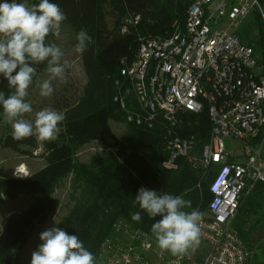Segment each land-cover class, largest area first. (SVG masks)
Listing matches in <instances>:
<instances>
[{"label":"trees","instance_id":"trees-1","mask_svg":"<svg viewBox=\"0 0 264 264\" xmlns=\"http://www.w3.org/2000/svg\"><path fill=\"white\" fill-rule=\"evenodd\" d=\"M195 1L50 0L66 16L60 29L70 33L71 47L75 48L81 30L91 38L87 50L77 53L86 81L79 93L62 90L53 96L49 108L65 116L55 140L42 144L34 137L14 141L11 133L0 139L1 148L13 151H20L21 147L36 151L41 147L46 162L40 171L24 180L15 179L11 169L0 168V197L12 201L25 194L31 201L26 211L8 218L1 229L0 264H17L16 249L24 246L37 225H43L57 210L59 201L52 196L66 179L73 205L55 227L77 235L94 257L101 244L113 236L117 223L152 235L151 226L161 217L149 218L138 204L133 206L141 187L190 200L192 206L185 211H205L211 199L207 184L212 174L203 180L202 171L186 158L177 160L176 171L163 169L162 163L167 159L164 147L169 138L166 128L147 129L126 123L124 113L113 102L120 70L123 63L136 58L139 40L168 37L175 30L174 23L183 26L186 12ZM256 1L260 11L252 13L239 36L264 62V0ZM39 2L30 0L29 6ZM135 18L136 24L128 23ZM56 39L57 36L49 35L46 43L54 45ZM35 67L33 80L46 72V64ZM11 91L0 74V92L7 98ZM182 118L176 133L181 138L193 137L194 154L198 155L208 141V117L201 114ZM110 122L124 126L119 137H113ZM95 143L100 151L87 163L75 159L84 146ZM236 210L232 228L251 252L250 264H264L259 260L263 254L261 246L251 244L249 236L264 223V184L256 185ZM137 211L141 212V220L133 221L131 216Z\"/></svg>","mask_w":264,"mask_h":264},{"label":"built area","instance_id":"built-area-1","mask_svg":"<svg viewBox=\"0 0 264 264\" xmlns=\"http://www.w3.org/2000/svg\"><path fill=\"white\" fill-rule=\"evenodd\" d=\"M256 10V0H196L182 27L174 23L168 37L140 39L136 58L123 63L113 102L126 123L166 128L163 169L176 171L178 159L193 160L203 180L212 174L211 199L199 242L186 253L162 252L153 235L117 223L95 264H250L251 252L232 222L241 201L264 184V62L239 36ZM201 114L211 128L197 155L193 137L176 131L183 116Z\"/></svg>","mask_w":264,"mask_h":264},{"label":"clouds","instance_id":"clouds-1","mask_svg":"<svg viewBox=\"0 0 264 264\" xmlns=\"http://www.w3.org/2000/svg\"><path fill=\"white\" fill-rule=\"evenodd\" d=\"M65 19L59 5L50 0H40L38 5L31 6L21 0L0 3V74L12 90L7 98L0 92V105L4 120L11 125L14 141L29 137H34L38 144L52 141L58 125L65 119L62 112L49 107L36 112L31 120L24 118L33 112L25 98L37 71L35 66L46 64L48 77L40 84L42 97L52 95L53 81L64 78L67 61L61 63V49L46 43V38L58 37ZM90 39L81 30L76 36L75 51H86ZM137 204L149 218L161 217L151 226L160 251L180 256L199 242L203 215L197 209L185 211L192 206L190 200L141 187L133 200V206ZM131 219L140 221L141 212L133 213ZM40 240L43 243L32 253L31 264H95L94 255L77 235L52 227L40 234Z\"/></svg>","mask_w":264,"mask_h":264},{"label":"rangeland","instance_id":"rangeland-1","mask_svg":"<svg viewBox=\"0 0 264 264\" xmlns=\"http://www.w3.org/2000/svg\"><path fill=\"white\" fill-rule=\"evenodd\" d=\"M247 23L248 21L240 26V31L247 25ZM54 45L58 46L63 53L61 63L67 61L64 78L53 81V93L49 97H42L40 95V84L47 79L48 73L45 72L44 74L34 78L32 84L27 90L28 94L25 98L26 102H29L32 105L33 112L26 114L24 117L25 119L31 120L34 118L36 112L49 107V104L55 94L60 93L62 90H68V94L73 92L79 93L85 84V72L82 70L75 48L71 47L70 33L68 30L65 28L60 29V34ZM109 124L113 137H119L124 131V126L121 124L113 122H110ZM11 131V125L4 120L2 115L0 117V139H2L5 135L10 134ZM224 143L227 151L232 152V149L234 148L230 145V140L224 139ZM99 151L100 148L98 144H89L84 146L76 154L75 159L78 162L87 163L91 156L95 152ZM42 154L45 153L44 149L41 147L36 149V151L28 147H21L20 151L3 149L0 147V168L11 169L15 179L24 180L30 175L40 171L45 166L46 162L42 157ZM70 194L71 190L69 187V179H66L58 185L52 196L59 201L57 210L48 216L49 218H47L43 225H37L35 231L31 233L24 246L16 249L17 264H31L32 253L38 250V246L43 243L40 240V234L45 230L55 227L57 223L68 214L71 206L73 205ZM30 203L31 201L27 196H25V194L18 195L13 201L1 196L0 219H6L8 216H11V214L16 212H19L20 214L26 211ZM249 236L251 244H254L256 247L261 246L263 254L259 256V260L264 261V223H260L258 228Z\"/></svg>","mask_w":264,"mask_h":264},{"label":"crops","instance_id":"crops-1","mask_svg":"<svg viewBox=\"0 0 264 264\" xmlns=\"http://www.w3.org/2000/svg\"><path fill=\"white\" fill-rule=\"evenodd\" d=\"M29 1L30 0H21V2H26L28 5H29ZM4 2V0H0V3H3ZM9 2H11V0H9ZM17 2H20V0H17ZM218 168H216V167H214L213 168V171H216ZM15 200V199H14ZM13 201V200H12ZM17 215V214H19V212H16V213H13V214H11V216H13V215ZM11 216H8L6 219H0V232H1V229H2V227H3V225H4V223L6 222V220L8 219V218H10Z\"/></svg>","mask_w":264,"mask_h":264}]
</instances>
